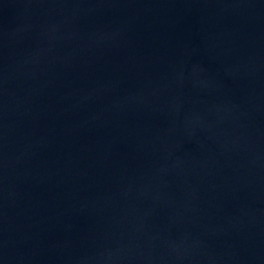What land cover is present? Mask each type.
Masks as SVG:
<instances>
[{
  "label": "water",
  "instance_id": "95a60500",
  "mask_svg": "<svg viewBox=\"0 0 264 264\" xmlns=\"http://www.w3.org/2000/svg\"><path fill=\"white\" fill-rule=\"evenodd\" d=\"M0 264H264V0H0Z\"/></svg>",
  "mask_w": 264,
  "mask_h": 264
}]
</instances>
